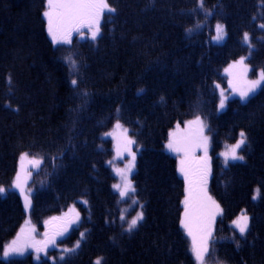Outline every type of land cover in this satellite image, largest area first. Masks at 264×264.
Listing matches in <instances>:
<instances>
[{
  "label": "trees",
  "instance_id": "1",
  "mask_svg": "<svg viewBox=\"0 0 264 264\" xmlns=\"http://www.w3.org/2000/svg\"><path fill=\"white\" fill-rule=\"evenodd\" d=\"M106 3L115 11L103 10L95 40H79L83 27L70 43L53 44L47 0H0V264H196L180 223L186 182L166 144L176 125L197 117L211 134L206 180L221 209L204 263L264 264V86L222 113L217 92L226 86L223 70L242 57L254 73L264 69V0H203V8L200 0ZM217 24L226 30L221 45L211 42ZM117 123L138 149L135 206L126 215L113 188L117 139L107 137ZM241 131L244 160L225 167L219 153ZM22 156L41 160L31 175L29 168L28 211L11 191ZM139 211L144 219L125 231ZM243 212L250 226L240 237L230 223ZM27 216L57 234L78 222L63 240L75 251L1 259Z\"/></svg>",
  "mask_w": 264,
  "mask_h": 264
},
{
  "label": "snow or ice",
  "instance_id": "2",
  "mask_svg": "<svg viewBox=\"0 0 264 264\" xmlns=\"http://www.w3.org/2000/svg\"><path fill=\"white\" fill-rule=\"evenodd\" d=\"M47 5L50 11H45L43 15L48 18V32L52 38L53 44L58 43H70V36L72 31H80V28L88 27L91 31V39L95 40L99 33L98 22L101 13L103 10L107 9L108 12H114L115 9L111 8L106 0H47ZM200 7L203 8V0H200ZM210 14V13H209ZM55 17V24H54ZM95 30L93 29V26ZM260 28L264 29V23L260 24ZM191 31V29L189 30ZM60 33L61 38H57V34ZM224 26L221 24L216 25V36L214 39L220 41L224 38ZM243 41L250 44V37L248 33L243 34ZM245 58H241L239 63L243 64ZM66 62L71 65V69L75 70L76 62L70 57L66 58ZM247 71V68H245ZM264 81V72L260 73V77L257 80L248 82V87L239 90V96L242 101L247 100L250 93L255 92L257 87L260 86L261 82ZM71 85L73 87L77 86V80L72 79ZM86 95V94H85ZM221 100L219 107L221 109L225 106V98L223 97V92H221ZM190 124H198L201 126L200 135L197 137L184 138L183 140L176 138V133H170V139L167 144V148L176 153L183 152L184 158L181 159V167L179 169L180 173L184 176L185 182L187 184L186 195L183 201L184 203V214L181 219V226L186 230L187 235L192 237L193 251L196 255V260L198 264H204V255L208 252V240L211 236L210 222L211 218L206 222L204 218V209L209 206H214L216 209H219V204L212 199L207 193V171L209 165L208 157V137L203 136V122L199 117L195 121L189 122ZM117 128H120L121 125L117 123ZM127 129H124V132L127 133ZM110 135V134H109ZM240 139L232 145L227 152L221 153L225 157V165L227 166V161L229 159L233 161H243L244 156L238 154V150L242 145L246 143V135L243 131L240 132ZM134 141L126 137L125 149L129 152L131 156V161L129 162L127 172H130L134 166L135 154L127 147L128 145L133 144ZM202 148L204 156L201 158H195V149ZM191 154L192 160L189 162V155ZM26 155V154H25ZM25 157L22 156L21 160ZM200 161H203L201 164ZM34 164H39L40 161L34 159L32 161ZM186 163L189 166L186 168ZM119 172V170H118ZM124 181V188H121L120 184L113 185V188L119 191L121 198H124L127 194V190L130 187V181L128 180V175L126 172L119 173ZM134 191V189H133ZM5 189L0 188V194H3ZM259 190L257 189V193ZM256 196H253V199H256ZM27 206V205H26ZM55 219V218H53ZM121 220H124L125 217L121 215ZM144 219L143 213H138L134 218L127 221V228L125 231L132 232L135 228L138 227L140 221ZM244 223L234 222L241 236H243L248 228L247 217L244 216ZM49 223V222H46ZM65 231L67 228L65 227ZM34 231V229H33ZM63 234L62 232L60 233ZM197 234L200 236V243L197 245ZM83 236V233L81 234ZM55 244V239L51 241ZM46 243V242H45ZM27 247V245H25ZM80 244L77 242L76 248H79ZM65 252H73L75 249H64ZM10 254L23 255L21 248L17 247V242L13 241L12 246L9 249H5L3 256L5 258L9 257ZM61 259H64L62 256ZM95 264H101V259H97Z\"/></svg>",
  "mask_w": 264,
  "mask_h": 264
},
{
  "label": "rangeland",
  "instance_id": "3",
  "mask_svg": "<svg viewBox=\"0 0 264 264\" xmlns=\"http://www.w3.org/2000/svg\"><path fill=\"white\" fill-rule=\"evenodd\" d=\"M46 10L45 11H49L48 5L46 4ZM102 14V13H101ZM46 22L48 21V18L45 17ZM100 22H98V27H99V33H100ZM54 24H55V19H54ZM223 25V24H221ZM97 25H95L93 27L92 30H95V27ZM224 26V25H223ZM47 27H48V23H47ZM48 32V29H47ZM224 38L220 41H217L216 39H214V37L216 36V28H215V32L214 35L211 39V42L213 44L216 45H221L225 42L226 40V30H225V26H224ZM98 33V34H99ZM48 36L51 40V37L49 35L48 32ZM91 36V31L88 30L87 32H85V35H81L79 37L80 41H84L85 39H90L89 37ZM241 59L232 62L231 64H229L224 70H223V77L226 80V86L224 87L221 84L217 85V92L219 94V105H220V100H221V92H223V97L225 98V106L223 109H221L218 105V110L220 113L224 112L227 108L228 102L230 100H238L240 103L245 104L247 103L253 96H255L264 86V81L261 82L260 86L257 87V89L255 90V92L250 93L249 97L247 100L242 101L240 99L239 96V90L248 87V82L253 81V80H257L260 77V73L264 72V69H258L255 73L253 72L252 68L250 67V65L248 64L247 60L244 59L243 64L239 63ZM245 68H247V71H245ZM191 120V121H195ZM202 122L203 120L200 119ZM189 121V122H191ZM189 122H186L183 126L180 125H176L171 131L170 133H176V138L183 140L184 138H190V137H197L200 135V128L201 126L198 124H190ZM121 125V124H120ZM207 125L204 124L203 122V136L208 137V157H209V165H208V171L207 174H210L212 172V157H211V152L213 151V147H212V141H211V134L209 132V130H206ZM124 129H127L126 127L122 126L120 128H117L115 126V128L113 129V131L111 133H109L107 135V137H112V138H116L117 142L114 143V148H113V159H112V170L114 172V174L118 177V182L117 184L121 185V188H124V181L122 180L121 175L119 174L120 172H126L128 175V180L130 181V187L127 190V194L124 198H121L119 193L118 196L120 198V202L122 204H124V209L122 210V213L124 215L128 214V209H130V207H134L135 206V202H134V187H133V175L136 171V166H137V158H138V149L135 148L134 143L131 145H128L127 147L131 150L132 153L135 154V161L134 166L132 167L130 172H127L128 169V165L129 162L131 161V156L129 155V152L125 149V143H126V137H129L128 131L127 133L124 132ZM169 133V134H170ZM131 139V138H130ZM170 139V135L167 141V144L169 142ZM240 139V136H239ZM238 139V140H239ZM237 140V141H238ZM247 142V140H246ZM167 144H166V150L167 152L176 158L177 161V167H178V172L179 175L181 177H183V175L180 173L179 169L181 167L180 161L181 159L184 158V153L180 152V153H176V152H172L167 148ZM235 144V143H234ZM232 144V145H234ZM246 144V143H245ZM244 145L241 146V148L238 150V154H241L242 149L244 148ZM232 145H227L224 147V149L219 153V157L221 158V161L223 163V165L226 167L225 165V157L221 155V153L227 152L229 150V148ZM214 152V151H213ZM212 152V153H213ZM198 156V157H197ZM204 156V152L202 148H197L195 149V157L200 158ZM26 157V156H24ZM28 161L23 163L22 160L20 159L19 161V166L21 163V170H20V175L18 177V172L17 175L15 177L16 180V185L14 184V186H11V191L12 190H16L22 197H23V201H24V205H25V209L28 211L31 207V194H32V188L30 187V185L27 187L28 185V181H27V176L29 173V168H31V173H34L35 170H39L40 166L37 167H33L37 164H34L32 161L34 160L33 157L27 158ZM192 160L191 154L189 155V162ZM238 162H242V161H233L231 159H229L227 161V166L229 164H233V163H238ZM40 165H41V160H40ZM189 166L188 163H186L185 167L187 168ZM35 168V169H34ZM119 170V172H118ZM19 171V168H18ZM18 177V178H17ZM14 180V181H15ZM14 183V182H13ZM15 186L20 190L18 191ZM19 186V187H18ZM27 187V189L24 191V189ZM207 193L208 195H210L212 197V199L214 200V197L209 193V179H207ZM186 188H187V184H186ZM6 191V190H5ZM24 191V192H23ZM4 194V193H3ZM185 195H186V191H185ZM258 199V193L257 195H255ZM185 199V196H184ZM183 199V201H184ZM133 202L132 206H129L128 203ZM217 203V202H216ZM27 205V206H26ZM184 203H183V213H182V218H183V214H184ZM138 213H141V211H139ZM221 215V209L219 207V209H216L214 206H211L209 204V206L207 208L204 209V218L205 221L207 222L210 218H211V222H210V228H211V236L209 237V239L212 237L213 231L215 230V224H216V218L218 216ZM246 216L247 217V231L246 233L241 236L237 227L235 226L234 222H239L241 224H243L245 221L243 219V217ZM78 224V222H74V223H70L67 225V230L65 232H62L63 234L61 235L60 233H55V231H53L52 229L50 230L48 225L46 224L45 221H41V222H33L30 221V217L27 216L25 219V223L24 225L20 228L18 234L16 235V237L11 240L9 243L6 244L5 249H9L12 246V242L16 241L17 242V247L21 248L23 251V255H18V254H10L9 257L5 258L3 256V253L1 255V259H24L27 256H31L34 258L35 261H39L42 257H47L48 253L52 250H57L58 253H63V257L64 255H66L64 249H71L69 246H66L64 244L65 241H63L66 236H68V232L74 228L76 225ZM231 228L234 229L240 237H245V235L247 234L248 230H249V226H250V218L249 215H247L245 212H243L242 214L238 215L237 217L234 218V220L230 223ZM182 227V226H181ZM34 229V231H33ZM183 229V227H182ZM185 230V229H183ZM186 231V230H185ZM184 231V232H185ZM186 234V233H185ZM187 235V234H186ZM55 239V244H53L51 241L52 239ZM189 238V237H188ZM190 241V245H191V253L195 259L196 264H198V261L196 260V255L193 251V243H192V237L191 239L189 238ZM209 241V240H208ZM46 242V243H45ZM200 243V236L199 234H197V244L199 245ZM25 245H27V247H25ZM209 250V249H208ZM4 252V251H3ZM204 255V259H205ZM205 264V263H204Z\"/></svg>",
  "mask_w": 264,
  "mask_h": 264
}]
</instances>
